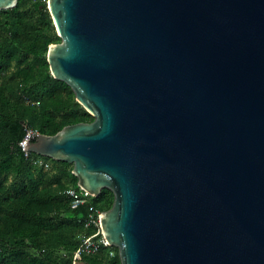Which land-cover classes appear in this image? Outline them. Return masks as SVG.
<instances>
[{
	"label": "water",
	"instance_id": "obj_1",
	"mask_svg": "<svg viewBox=\"0 0 264 264\" xmlns=\"http://www.w3.org/2000/svg\"><path fill=\"white\" fill-rule=\"evenodd\" d=\"M47 10L49 72L93 120L37 132L25 151L113 194L100 223L120 264H264V0Z\"/></svg>",
	"mask_w": 264,
	"mask_h": 264
},
{
	"label": "trees",
	"instance_id": "obj_2",
	"mask_svg": "<svg viewBox=\"0 0 264 264\" xmlns=\"http://www.w3.org/2000/svg\"><path fill=\"white\" fill-rule=\"evenodd\" d=\"M24 1L0 10V16L10 17L1 24L0 36L6 34L14 45V49H0V264H72L76 235L84 229L82 219L89 207L100 212L110 208L113 194L103 189L89 203L68 209L63 196L46 188L43 172L50 169L25 161L19 143L28 129L52 135L93 117L76 102L69 86L49 72L47 49L60 38L45 0L32 3L36 17L30 19L19 13ZM23 108L29 111V120ZM8 176L13 178L8 181ZM72 186L77 188L76 183ZM52 209L57 210L53 216ZM103 256L101 252L75 264H102Z\"/></svg>",
	"mask_w": 264,
	"mask_h": 264
},
{
	"label": "built area",
	"instance_id": "obj_3",
	"mask_svg": "<svg viewBox=\"0 0 264 264\" xmlns=\"http://www.w3.org/2000/svg\"><path fill=\"white\" fill-rule=\"evenodd\" d=\"M38 105V103H36ZM37 131L33 129H28L22 141L19 143L23 153L25 161L31 163L35 167H42L44 169H52L54 167V160L25 151V146L28 141H32L35 137ZM71 175H73L71 173ZM61 195L66 200V207L68 209L74 210L79 206L89 203L92 196L85 190L77 186L66 185L62 191ZM84 224L83 231L77 233V247L73 251L72 264L87 258L98 256L101 252L104 253L103 259L100 263L102 264H119V254L116 247L111 246L105 240L100 223V211L89 207L88 214L82 219Z\"/></svg>",
	"mask_w": 264,
	"mask_h": 264
},
{
	"label": "rangeland",
	"instance_id": "obj_4",
	"mask_svg": "<svg viewBox=\"0 0 264 264\" xmlns=\"http://www.w3.org/2000/svg\"><path fill=\"white\" fill-rule=\"evenodd\" d=\"M34 1L36 0H25L19 9V13L26 19L36 17V12L33 10V7H32V3ZM45 3L47 6V0H45ZM9 18H10L9 16L7 17L5 15L0 16V30H1V24ZM13 47L14 45L10 43V39L8 38L6 34H3L2 36H0V49L2 50L14 49ZM14 65H15V61L12 60L11 67H13ZM23 109H24L23 114L25 116V120H29L30 119L29 111L25 110V108ZM40 111L41 110L37 112V115H36L37 119L40 118L39 117L41 114ZM71 173H72V164L62 162L61 164L55 165V162H54V167L52 169H50L49 171L43 172L44 177H45L44 179L46 180V188L48 190L55 192V194L57 193L61 197L62 196L61 191L66 185H74L75 183H77L76 177L72 178L70 176ZM12 178L13 176H8V181H10ZM64 209L65 208H62L63 212H64ZM56 212L57 210L52 209L49 211V214L53 216L56 214Z\"/></svg>",
	"mask_w": 264,
	"mask_h": 264
}]
</instances>
